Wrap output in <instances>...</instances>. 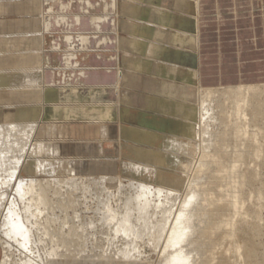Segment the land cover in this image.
<instances>
[{
  "label": "bare ground",
  "instance_id": "1",
  "mask_svg": "<svg viewBox=\"0 0 264 264\" xmlns=\"http://www.w3.org/2000/svg\"><path fill=\"white\" fill-rule=\"evenodd\" d=\"M156 1L163 4L164 0ZM39 2L26 3L25 14L38 15L35 17L38 21L43 18L41 21L46 31L54 21L60 25L66 23L65 19L61 20L63 17L57 16L60 0ZM171 2L179 16L175 22L177 28L171 31L170 43L178 49L194 45L198 53L199 0ZM124 4L125 14L130 19L138 18L150 24L156 22L159 30L155 37L158 42L165 41L166 31L171 29L170 13L162 10V5L148 7L140 5L138 0H124ZM100 22L93 23L94 30L100 27ZM2 24L3 21H0V26ZM13 24H9L11 31L0 36V92L9 93L6 105L0 110L21 106V114L26 115L28 106L32 105V112L38 115L31 122L22 117L20 123H14L6 121L0 111V215L3 216L0 239L4 248L1 264H93V260L90 262V258L96 256L93 253L102 256L106 264L116 258L127 261V264H142L143 259L149 257L145 255L147 248L158 257L156 264H235L237 261L233 259H237L236 256L242 257L245 264H264V255H260L254 240L259 232L258 226L255 222H247V217L239 212L242 193L238 197L233 193L228 195L229 190H221L226 175L233 172L237 163L228 164V158L224 157L228 153L223 144L228 137L233 138L234 132L229 133L226 129L233 130V122L236 125L243 120L249 121L246 110L252 106V121L259 118L261 121L264 101L259 99L263 89L255 88V84L254 87L246 84L244 88H204L198 84L197 70L178 74L175 66L159 63L155 75L146 85L150 92L146 97L140 95L135 99L137 106L132 111L131 103L125 106L120 103L116 74L109 76V72H104L98 75L108 77L105 80L107 86L102 85L103 81L95 82L97 78L90 84L82 82L83 76L93 79L84 73H61L59 81H55L52 74H46V81L45 69L41 65V46L37 40L39 34L28 37L15 30ZM84 38L78 42L86 47ZM77 39L68 35L64 41L70 44ZM140 40L135 41L132 48L137 54H151L158 48V43L149 48ZM21 59L27 70L8 69V63L13 65ZM62 59V65L74 68V57L70 53ZM140 68L137 66L135 72L138 73ZM110 79L113 81H107ZM125 96L133 102L129 99L130 93ZM14 98H18L20 104H16ZM220 99L231 101L229 112L225 111L224 104L217 103L213 107ZM145 108L150 113L170 112L171 116L160 120L161 130L158 131L145 129L141 124H148L147 121L126 128L125 123L131 122L130 114L135 111L144 113ZM116 115L118 119H115ZM72 118L75 122L95 124L115 119L116 125L110 124L109 129H112V136L116 130L118 137L120 135V139L126 141L116 145L123 147V154L132 157V160L122 159L125 162L120 166L125 174L130 171L131 177L125 180L86 174L91 167L83 164V159L71 157L67 153L69 149L63 146V130L56 132L55 126L59 121L69 122ZM167 122L170 134L164 135L161 131ZM241 125H237L236 129L240 130L235 133V138L241 137V134L246 136L243 129L246 125ZM105 128L100 125L98 131L106 132ZM39 132L44 134L42 141L37 138ZM110 135L106 132L105 137ZM158 141H161L160 149H154L153 145ZM87 143H84L86 151ZM142 144L146 147H141ZM75 145H81V142L72 143L73 147ZM98 148V155L101 156L104 151ZM194 148L200 154L198 162L190 156ZM261 153L264 151H260L259 147L252 152L254 155ZM240 158L235 157L237 161ZM77 167H81L79 171ZM38 175L49 179L40 180ZM237 177L240 178L238 185H242V180L248 186L253 185V174L242 173ZM112 182L114 186H110ZM77 192L83 193V198L86 194L91 198L93 196L98 204L92 213L93 218L79 222V225L77 221L85 218L77 210L87 212L89 204L79 205L83 198L77 199ZM257 194L261 196L260 191ZM50 200L71 209L76 220L73 226L65 222L63 226L60 224V227L54 228L51 220L54 217L50 219L48 215L54 207L47 210ZM62 209L60 215L64 211ZM237 215L240 218L235 222L233 217ZM67 219L71 221L72 218L68 215ZM235 226L238 228L235 229ZM65 229L68 231L64 232ZM48 240L55 241L53 247L49 246ZM214 259H217L216 263Z\"/></svg>",
  "mask_w": 264,
  "mask_h": 264
},
{
  "label": "crops",
  "instance_id": "2",
  "mask_svg": "<svg viewBox=\"0 0 264 264\" xmlns=\"http://www.w3.org/2000/svg\"><path fill=\"white\" fill-rule=\"evenodd\" d=\"M7 1L14 3L13 14H19L20 17L13 24V28L28 37L35 33L40 36L37 40L41 46V65L45 69L46 81V74H52V78L59 81L61 73H84L93 79H85L83 76L82 82L90 84L97 78L95 82H104L102 85L107 86L108 82L105 83V80L108 77L98 75L104 72H109V76L116 74L118 96L123 106L131 103L136 108L135 99L140 95L147 96L150 90L146 89V85L155 75L159 63L175 66L178 74L197 70L198 84L204 88L264 84V17L249 12L259 1L264 0H199L198 53L194 45H191L192 48L186 45L187 48L183 46L178 49L170 43L171 31L177 28L175 22L179 16L178 13L173 15L167 10L169 3L176 8L171 0H164L160 6L162 10L170 13L171 29L166 31L164 42H158L155 37L159 30L156 22L150 24L137 17L135 20L126 16L124 0H60L57 16L63 17L61 20L65 19L66 23L60 25L58 21H54L47 31L41 21L43 18L38 21L35 19L38 15H26V3H40V0ZM138 3L155 8L160 5L156 0H138ZM94 22H100V27L96 30ZM3 23V31L8 33L9 24L13 22ZM68 35L79 39L77 42L65 44L64 40ZM83 37L86 47L78 42ZM137 40L144 42L149 48L154 43L159 45L152 55L147 53L142 56L132 50ZM68 53L74 57V68L62 65V58ZM137 66L141 67L138 73L135 72ZM126 93H130L129 99H133V102L126 98Z\"/></svg>",
  "mask_w": 264,
  "mask_h": 264
},
{
  "label": "rangeland",
  "instance_id": "3",
  "mask_svg": "<svg viewBox=\"0 0 264 264\" xmlns=\"http://www.w3.org/2000/svg\"><path fill=\"white\" fill-rule=\"evenodd\" d=\"M12 4H14V3L9 2L7 0H0V7L4 8V11H2L3 9L0 8V21H10V22L16 23L18 20H20V17L18 15L13 14V13H15L14 12V8L15 7ZM160 5H162V4L160 3ZM5 9H9V10L6 11ZM168 9H169V12H171L173 15L174 14L176 15L178 13L171 6V3L167 4V10ZM249 12L251 14L257 15L259 17H264V2H260L259 1L257 3L256 7L253 10H250ZM181 24H182V22H181ZM2 27H3V24L0 26V36L5 34V31H3ZM9 31H11V30H9ZM24 64H25L24 60H22V59L20 61H17L16 64L13 63V65H12V63L11 64L8 63V69L9 70H13V71L20 70V69L27 70V67H25ZM241 86H233L232 85L233 88H237V87L244 88V87H246L245 85H241ZM252 86L254 87L255 85H252ZM255 88H260L261 90L262 89L264 90V84H259V85L255 86ZM29 90H31V88ZM216 90L219 91L220 89H216ZM220 91H223V90H220ZM8 94L9 93H4L3 91L0 92V107L3 106V105H6V102L9 99V95ZM26 96H25V98H26ZM262 96H261L262 98L260 97V99H259L260 101H264V91H263ZM160 97L164 98L163 96H160ZM51 99L54 100V98H51ZM227 101L220 99V102H215L213 107L215 108V105L217 103L222 104V105L224 104L223 106L226 109L225 111L229 112L230 108H231V104H230L231 101H228V102ZM14 102L16 104H20V100L18 98H14ZM101 104H103V106L107 105V103H101ZM263 105H264V102H263ZM32 107H33L32 105L28 106L26 115L21 114V112L23 110L21 106H15L14 108H11V109H2L0 111H2L3 115H5L4 119L6 121L8 120L10 122L20 123L21 118L24 117L23 120H25L27 122L28 121L31 122V121L35 120V118L38 115L35 111H34V113L32 112V109H33ZM252 107H254V106H252ZM252 107H250L251 109L249 108V109L246 110L247 111L246 113H248V115H249V116H246V117L249 118V121L247 119L246 121L243 120V122H242V123H244L246 125V126L244 125L245 127H243L244 131L246 132V136H242V134H241V137H237V138L234 137L235 133H237L238 130H240V129H238V130L236 129L237 125L243 126V125H241L242 123L241 124L237 123L235 125V123L233 122V130H232V128L226 129V131H228L229 133H231L233 131L234 132H233V138L232 137H230V138L228 137V139L225 141V145L223 144V147L225 148L224 150H226V153H228L224 157L225 158L227 157L228 159H230V160L227 159V161H229L228 164H234L235 165V162H237V163L235 165V169L233 170V172L230 173V174H227L228 176L226 175V178H225L224 182H222V184H221V190H229L228 191V195H232V193H233V196L237 195L238 197H239V194L242 193L240 195H241L243 201H242V205L240 206L239 212L241 213V215H243V217H245V218L247 217L246 218L247 222H249V223L250 222H255L257 224L259 232H258V234L256 236H254V240L256 241L255 243L257 245L259 253H261L260 255H262V254L264 255V172H263L264 171V153H261V154H258V155L252 154L254 149H256L258 147H259L260 151L261 150L264 151V115H263V118H262L263 120L261 119V121H259V119H260L259 118L256 121H252V119H251L252 115H250L251 114L250 110L252 111V109H253ZM130 109H132V111H133L136 108L131 106ZM118 112H119V110H118ZM151 115H153V116H151ZM70 116H71V114H70ZM72 116H74V114H72ZM117 116L118 115L115 116V119H118ZM169 116H171L170 112L168 113V112H161V111H154V112L151 111V113H150V111H148V109L145 108L144 109V113L132 112L130 114V121L131 122L130 123H128V122L125 123V127L126 128L135 127V126H137L136 124H139L142 121L143 122L147 121L148 124H141V125H143V127L145 129L151 130V131L152 130H157V129L161 130L160 124H159L160 120L161 119L165 120ZM73 118L69 122L59 121L60 123L58 122L56 124V126H55L56 129H57L56 132H58V131L61 132L63 130L61 132V136H62L61 139L63 140V146L65 148L69 149L68 150L69 152H67V153H69L70 156L73 157V158L83 159V161H82L83 164H86L88 167H91V169L88 168L89 172L86 173V174H89L90 176H94V177H102V176H104V177H108V178H111V179H115L117 177H120V178L125 179V180L128 179L126 177H131V172L129 171V172H127V174H125L123 172V169L121 170L120 166H121L122 162H125L122 159L126 158V159H131L132 160V157L127 156L126 154H123V151H124L123 147L121 146V148H119V146L116 145V144H118V142L119 143L120 142L124 143L126 141H124L122 138H121L122 139L121 140L120 139V137H121L120 135L118 137V135L116 133V130H115V135L112 136V129L111 130L109 129L110 124H112L114 126V125H116L117 121L114 119V120H111L109 122L108 121L107 122H102V124H97V123L95 124V123H86V122H82V121L81 122H75V121H73L74 120ZM134 120L136 121V123L134 122ZM259 122H261V123H259ZM248 124L251 127H249ZM100 125H103L104 127H106L105 128L106 132H109L111 135L108 136V137H105V135H106L105 131H103V130L102 131H98L99 130L98 127ZM168 125H169V123L167 122L165 128H163V130L161 131L164 135H169L170 134V130L168 128ZM246 127H247V129H245ZM215 129H217V128H215ZM248 130H250V131H248ZM255 132H256V135H255ZM248 133H249V135H248ZM37 138H38L39 141H42V139H44V134L42 132H39V135H37ZM255 139H256V141H255ZM57 141H59V140H56V142ZM76 141L81 142V145H75V147H73L74 145L72 146V143H74ZM251 141H252L253 144L251 143ZM86 142H88L87 144H89L87 151H86V149H87L86 145L84 144ZM160 144H161V141H158V143L155 146L153 145V148L154 149H160ZM143 145L145 146V144H142L141 147L144 148ZM98 147H100V149H102L104 151V153L101 156L98 155L99 154V148ZM118 149H119V151H118ZM190 156H191V158H195L194 162H198L200 154L194 148L192 150V152L190 153ZM235 157L236 158L242 157L243 159L240 158V160L237 161L235 159ZM105 159H108V160L105 161ZM230 161L231 162L233 161V163H230ZM127 162H129V161H127ZM80 168L81 167H77L76 169H78V171H79ZM204 170H205V168H204ZM242 173H247V174L251 173V174L254 175V181L252 182L253 185H250V186L246 185L245 184V180H242V185H238V182H240V178H238L237 176L239 174H242ZM260 174H261V176H260ZM20 175L22 177L26 178V175L24 173H21ZM37 178L38 179L40 178V180H43V179H46V178L49 179L48 177H46L44 175H38ZM183 180H184V182H183L182 185L184 186L185 178H183ZM232 182H233V184H232ZM113 184H114L113 182H112V184L110 183V186H114ZM255 186H257V187H255ZM261 186H263V187H261ZM258 191L261 192V196L260 197L257 194ZM92 192L95 193L94 190ZM83 195H84L83 193L77 192L75 194V197L76 198L78 197V198L82 199ZM85 197L86 198H83L82 202L79 203V205L80 204L81 205L82 204H85V205L89 204V205H87V207H89V208H88L87 212L86 211H81V210H84V209H78L77 210V213H82L80 216L85 218V219H81L80 221H77V225H79L78 224L79 222L82 223L83 221L87 220L88 218H93V214L92 213L94 211H96V208H97V205H98L93 196H92L93 200H92L91 196H89L87 194H86ZM50 201L51 202L48 204L47 210L50 211L51 207L55 208V209L54 208L52 209V210H54V213L52 215H51V213L53 212L52 210H51V212H48V215L50 214V216H49L50 219H51V216L54 217V218L51 219L52 223H53V226H55L54 228H56L57 226L58 227L63 226L65 222H67V224L70 227L73 226V224H75L76 220L74 219L75 218V214L71 211V209H68L67 207L63 206V204L54 202L53 200H50ZM62 208H64V209H62ZM61 209H62V211L64 210L62 212V214L64 215V213L66 212L67 216H66V213H65L64 216H62V214L60 215ZM59 210H60V212H59ZM68 215H69L70 218H72L71 221H67L68 220L67 219ZM2 218H3V216L0 215V226H1ZM239 218L240 217L237 215V216L233 217V221L237 222V219L239 220ZM70 222H72V224H70ZM60 224H62V225H60ZM237 226L239 227V224H237ZM237 226H235V229L238 228ZM67 231H68V229L64 230V232H67ZM58 236H60V233L56 234L55 240L58 239ZM47 243L49 244V246L53 247V244H55V241L48 240ZM95 245H99V243H97V244L95 243ZM2 247H3V245H2V242H1V239H0V264L2 263L1 261H3V257H4V248H2ZM93 254L96 255V256L92 257V259L90 258V262L93 260L94 261L93 264H103V263H105L104 262L105 259L102 258V256H98L97 253H93ZM145 255H148L150 258L148 257L147 260L143 259L142 264H156L158 262V257L150 249H148V248L145 249ZM229 255H230V253H229ZM236 257H237V259H235V260L233 259L234 262L237 261L238 264H245L242 257H240V258L238 256H236ZM213 261L216 263L217 259H214ZM107 263H108V261H107ZM109 263L110 264H127V261H125L123 259L116 258V260L114 259L112 262H109ZM237 263L235 262V264H237Z\"/></svg>",
  "mask_w": 264,
  "mask_h": 264
}]
</instances>
